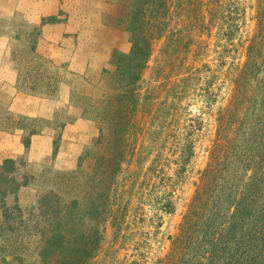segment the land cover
Instances as JSON below:
<instances>
[{
    "label": "rangeland",
    "instance_id": "rangeland-1",
    "mask_svg": "<svg viewBox=\"0 0 264 264\" xmlns=\"http://www.w3.org/2000/svg\"><path fill=\"white\" fill-rule=\"evenodd\" d=\"M92 1L55 0L57 12L34 23L27 7L40 0H0V38L16 71L14 90L26 98L14 111L13 97L0 91V130L19 144L5 160L15 161L16 183L26 181L13 194L0 186V264H163L209 163L221 113L231 114L221 127L230 140L224 149L240 160L264 153L258 0H117L100 12ZM131 27L151 52L132 102L139 100L118 128L123 155L114 162L116 148L98 141L93 104L109 91L102 72L113 55L131 49ZM175 39L184 47L164 55ZM252 60L256 74L244 68ZM251 210L249 221L264 215V189ZM54 223L61 233L50 240ZM243 247L246 263L264 264V250Z\"/></svg>",
    "mask_w": 264,
    "mask_h": 264
},
{
    "label": "trees",
    "instance_id": "trees-1",
    "mask_svg": "<svg viewBox=\"0 0 264 264\" xmlns=\"http://www.w3.org/2000/svg\"><path fill=\"white\" fill-rule=\"evenodd\" d=\"M258 9L259 20L262 21L264 20V0H258ZM138 19L139 11H136L131 25H137ZM258 32L264 34V24L260 26ZM129 33L131 35L129 53L113 55L110 69L102 72L107 81H110L109 91L108 89L102 91L100 99L93 104L96 108L94 119L100 124L98 141L101 143L108 140L107 146L116 148L117 153L114 152L113 157H109L114 162L119 154L123 155L120 147L123 139L122 135L118 134V128H123V125L128 122V115L135 106L133 104L139 100L136 98L132 102L140 73L151 52L148 39L142 32L131 27ZM230 35L228 33V36ZM180 42L179 39H175V46H166L163 54L177 52L182 46L184 47V44ZM244 68L250 69L251 74H256L257 68L253 60L246 63ZM249 78L251 76L243 79L249 81ZM244 80L240 85L245 83ZM116 104L119 106L117 109H115ZM122 106H124L123 110L120 108ZM227 113L231 115L229 112H223L217 121L218 130L210 150L209 163L201 174L200 183L184 215L180 234L173 241L174 252L163 264H249L245 262L249 259V252L243 247L244 241L252 244L253 248H258L259 251L264 250V215L249 221L252 214L251 207L257 201L261 189H264L262 173L264 153L256 158L255 146L252 145L250 149L251 152L254 151L253 154L240 160L237 154L224 149L225 144L230 142L225 135L221 134L222 122L225 118H229ZM109 139H112V142ZM25 146H28L27 143ZM176 147L180 146L176 145ZM191 147L186 146L188 158L192 155ZM14 166L15 161L5 160L0 167V186L8 189L9 187L6 186L9 185L11 194L26 182L22 178L23 185L16 183L18 178L13 173ZM116 166L119 168L118 165ZM163 207L170 213V203H165ZM52 219L55 220V215H52ZM53 225L47 229L50 240L61 233L58 229L59 223Z\"/></svg>",
    "mask_w": 264,
    "mask_h": 264
},
{
    "label": "crops",
    "instance_id": "crops-1",
    "mask_svg": "<svg viewBox=\"0 0 264 264\" xmlns=\"http://www.w3.org/2000/svg\"><path fill=\"white\" fill-rule=\"evenodd\" d=\"M95 1H96V8L99 12L100 10H103V8L107 6H111L112 4L114 5L115 2H117V0H95ZM33 2L36 3V1ZM40 2L41 3L38 5V8L33 3L32 5L30 6L28 5L27 7V8L31 7L32 11L36 13L29 15V17L32 19L31 22L34 23L39 22L42 17H46L51 14H54L58 10V6L54 5L55 0H51V1L40 0ZM77 24L78 23H76V25ZM86 24L88 25L91 24L88 18ZM60 26L61 25L59 24L56 26V28H60ZM49 48L52 50L55 47H49ZM15 78H16V71L14 70V68H12L11 63L8 60L5 41L4 39L0 38V91L2 93L8 94L11 97H13L14 104L11 105V110L14 111H16L14 107L16 105V102L19 101V98L26 99L24 95L18 94L14 90ZM18 112L23 113V112H27V110L18 111ZM18 145L19 144L17 141V137L15 136L14 133H6L0 130V162L8 158L15 157L17 153Z\"/></svg>",
    "mask_w": 264,
    "mask_h": 264
}]
</instances>
